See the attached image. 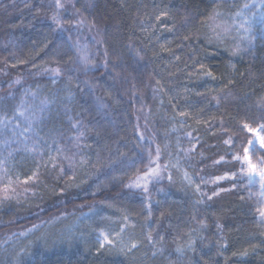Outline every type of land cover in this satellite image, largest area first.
<instances>
[{"label": "trees", "instance_id": "16d2710c", "mask_svg": "<svg viewBox=\"0 0 264 264\" xmlns=\"http://www.w3.org/2000/svg\"><path fill=\"white\" fill-rule=\"evenodd\" d=\"M73 9L0 0V152L31 126L58 146L31 179L0 180V253H9L0 264H264V194L244 160L250 129L264 137V0H76ZM238 15L252 19L240 40L220 30ZM175 149L197 187L172 164ZM157 155L169 178L148 194L131 182ZM103 208L129 214L124 248L95 251L89 236L34 247L33 227L56 221L62 237Z\"/></svg>", "mask_w": 264, "mask_h": 264}, {"label": "rangeland", "instance_id": "374dc122", "mask_svg": "<svg viewBox=\"0 0 264 264\" xmlns=\"http://www.w3.org/2000/svg\"><path fill=\"white\" fill-rule=\"evenodd\" d=\"M75 2L76 0H56L57 5L61 9L68 11H74ZM241 17L242 20L238 21ZM226 19H228V17ZM231 19L234 21L233 25L235 28L230 29L228 26L229 21H226L227 23L224 24L225 27L220 29L221 33L225 34L226 31H228L227 33L232 34L236 40H240L251 30L252 19L243 15H238L236 19ZM79 23L81 26L86 27L90 38H92V36H94V38L97 37V31L91 30V32H89L90 28L83 20L79 19ZM143 128L144 127H141L138 130V134L142 137H144L145 133ZM18 131V134L8 140L4 145L7 150L1 149L0 152V180H2L3 187H11L18 180L26 181L31 179L39 162H52L57 155L58 146L55 139H48L42 136L35 126H31L28 129L22 128ZM250 133L252 134V139L250 140L252 143H249L246 147V149H248L247 154H245L244 151L246 173L249 184L258 186L260 195L263 198L264 187H262L260 177L259 175H255L250 181L248 163L250 160L251 164L255 165L257 170H264V157L259 154V151H264V147H261L260 144L262 134L259 128L250 129ZM14 143L17 148H14ZM245 155H247V159H245ZM161 159V156H155L148 169L132 180V185L141 188L148 194L157 192L160 194L164 192L163 190L166 189V180L169 178V172L165 165H163ZM171 162L182 173L188 184L197 187L190 171L191 166L188 159L180 149L172 151ZM263 202L264 200H262V203ZM261 207H264V203ZM258 220L264 227V219H261L259 213ZM55 223L56 221L48 223L41 230H38L37 227H33L31 231H29L38 232L33 236V241H35L34 247H41L44 241L51 238L52 240H59V244L61 242L60 240L63 239L60 245L65 249V246L69 247L72 243L74 244L73 246H76V244L78 245V243L80 244L84 239L88 240L90 237L89 239L94 243L95 251H99L101 248L106 247L110 249H122L130 239L129 233L132 226L130 216L127 212L115 211L110 208L96 209L82 214L75 223L64 225V235L62 237V232L59 233L58 236L56 235ZM105 236H107L111 243L104 240ZM73 238L76 239V241L78 240V243L72 242V240H74ZM101 243L104 244L103 247H101ZM22 251L21 249L19 252L22 253ZM5 255H9V253L6 251L0 253V262L6 257Z\"/></svg>", "mask_w": 264, "mask_h": 264}, {"label": "snow or ice", "instance_id": "6c2138e0", "mask_svg": "<svg viewBox=\"0 0 264 264\" xmlns=\"http://www.w3.org/2000/svg\"><path fill=\"white\" fill-rule=\"evenodd\" d=\"M245 127H247V125H245ZM249 143L251 144L252 142L250 141ZM260 144H261V147H264V137L260 138ZM247 151H248V149H245V154H247ZM237 159H240V157H237ZM245 159H247V155H245ZM248 163H249V169H250V173H249L250 181L253 178V176L259 175L261 183H262V187H264V170H257L256 166L251 164L250 160L248 161ZM137 186H139V185H137ZM257 211H258L261 219H264V207L257 209ZM149 239H151V237H149ZM104 240L108 243H111V241L108 240L107 236L104 237ZM103 246H104V244L101 243V247H103ZM133 247H135V245H133Z\"/></svg>", "mask_w": 264, "mask_h": 264}]
</instances>
